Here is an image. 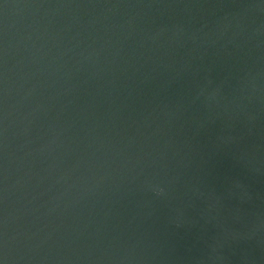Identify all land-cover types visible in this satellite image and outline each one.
Masks as SVG:
<instances>
[{
	"label": "water",
	"instance_id": "water-1",
	"mask_svg": "<svg viewBox=\"0 0 264 264\" xmlns=\"http://www.w3.org/2000/svg\"><path fill=\"white\" fill-rule=\"evenodd\" d=\"M0 264H264V0H0Z\"/></svg>",
	"mask_w": 264,
	"mask_h": 264
}]
</instances>
